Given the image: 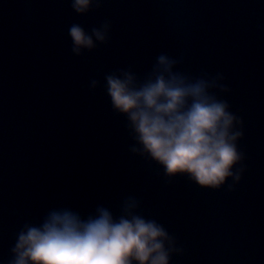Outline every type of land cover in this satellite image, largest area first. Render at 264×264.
I'll use <instances>...</instances> for the list:
<instances>
[{
    "label": "water",
    "instance_id": "obj_1",
    "mask_svg": "<svg viewBox=\"0 0 264 264\" xmlns=\"http://www.w3.org/2000/svg\"><path fill=\"white\" fill-rule=\"evenodd\" d=\"M110 20L106 44L75 56L68 28ZM264 0H103L85 15L70 0H0V260L14 234L51 207L118 211L127 196L178 238L172 264H264ZM216 90L243 120L246 171L233 191L200 188L128 149L104 75L143 77L160 54ZM92 79L100 82L89 90ZM230 182V181H229Z\"/></svg>",
    "mask_w": 264,
    "mask_h": 264
},
{
    "label": "clouds",
    "instance_id": "obj_2",
    "mask_svg": "<svg viewBox=\"0 0 264 264\" xmlns=\"http://www.w3.org/2000/svg\"><path fill=\"white\" fill-rule=\"evenodd\" d=\"M102 4L70 0L77 15ZM111 30L107 19L90 30L73 23L67 31L71 53L79 57L108 43ZM180 62L162 53L142 78L131 67L119 68L104 75L102 88L112 111L126 121L131 154L155 164L167 181L184 177L200 188L233 191L246 171L247 157L238 145L243 120L216 94L230 91L221 73L193 77L174 71ZM98 86L92 79L89 90ZM183 253L178 238L142 213L135 196H127L118 211L104 204L86 213L55 206L37 222L26 220L0 264H172Z\"/></svg>",
    "mask_w": 264,
    "mask_h": 264
}]
</instances>
